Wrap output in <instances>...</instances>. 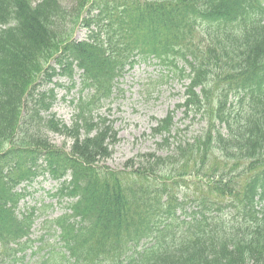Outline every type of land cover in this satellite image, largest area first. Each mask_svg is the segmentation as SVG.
Listing matches in <instances>:
<instances>
[{
    "label": "trees",
    "instance_id": "obj_1",
    "mask_svg": "<svg viewBox=\"0 0 264 264\" xmlns=\"http://www.w3.org/2000/svg\"><path fill=\"white\" fill-rule=\"evenodd\" d=\"M150 59L188 80L175 111L204 128L177 139L171 111L161 153L113 171L99 109ZM56 79L78 88L71 125ZM39 178L64 211L42 222L60 248L33 260ZM0 264H264V2L0 0Z\"/></svg>",
    "mask_w": 264,
    "mask_h": 264
},
{
    "label": "rangeland",
    "instance_id": "obj_2",
    "mask_svg": "<svg viewBox=\"0 0 264 264\" xmlns=\"http://www.w3.org/2000/svg\"><path fill=\"white\" fill-rule=\"evenodd\" d=\"M84 36L85 34L81 30H77L75 33L76 39H81ZM186 85V81L181 82L175 74L153 63L137 65L120 80L112 100L105 102L99 109V115L113 123L114 129L118 132V143L112 150V157L106 161L108 168L113 171H121L125 163L135 156L158 151L157 145L160 141L159 138L153 137L152 130L159 120L163 119L168 112L175 110L176 105L183 102ZM67 88L66 85L56 88L58 101L53 112L66 125H70L77 114L75 102L72 101H76L79 96L78 90L73 89L69 92ZM174 122L176 123L177 139L181 137L188 139L193 133H199L204 128V123L201 120H192L189 117L185 119L181 112L174 114ZM51 140L56 146H62L65 143L61 137L53 136ZM66 143L68 144V142ZM35 186L31 191L32 196L25 200L22 207L36 206L41 209V205L52 204L53 209L49 210L45 217L37 220L34 225V239L44 233L47 240L42 251L37 253L33 260L46 257L51 249L58 250L60 248L58 241L48 237L52 235L49 234L48 228H41V223L45 219L49 220L61 215V208L57 201L48 197V193L54 192V185L43 182L41 184L43 189L39 191H37L39 186ZM39 246L36 243L33 250L38 251Z\"/></svg>",
    "mask_w": 264,
    "mask_h": 264
}]
</instances>
